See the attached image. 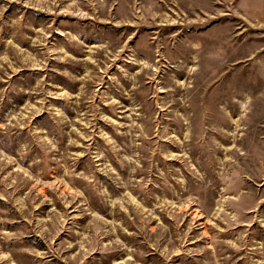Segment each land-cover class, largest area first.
Listing matches in <instances>:
<instances>
[{
  "label": "rangeland",
  "instance_id": "obj_1",
  "mask_svg": "<svg viewBox=\"0 0 264 264\" xmlns=\"http://www.w3.org/2000/svg\"><path fill=\"white\" fill-rule=\"evenodd\" d=\"M0 264H264V0H0Z\"/></svg>",
  "mask_w": 264,
  "mask_h": 264
}]
</instances>
